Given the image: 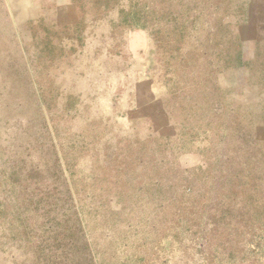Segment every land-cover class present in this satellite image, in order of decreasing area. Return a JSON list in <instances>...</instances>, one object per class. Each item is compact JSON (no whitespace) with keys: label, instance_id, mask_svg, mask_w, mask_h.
I'll list each match as a JSON object with an SVG mask.
<instances>
[{"label":"rangeland","instance_id":"374dc122","mask_svg":"<svg viewBox=\"0 0 264 264\" xmlns=\"http://www.w3.org/2000/svg\"><path fill=\"white\" fill-rule=\"evenodd\" d=\"M0 38V264H264V0H41Z\"/></svg>","mask_w":264,"mask_h":264},{"label":"crops","instance_id":"0c3cea01","mask_svg":"<svg viewBox=\"0 0 264 264\" xmlns=\"http://www.w3.org/2000/svg\"><path fill=\"white\" fill-rule=\"evenodd\" d=\"M41 0H0V38L14 37L25 22L35 20Z\"/></svg>","mask_w":264,"mask_h":264}]
</instances>
